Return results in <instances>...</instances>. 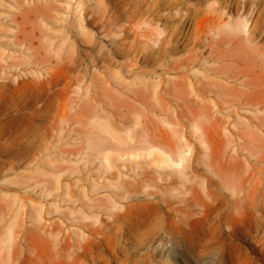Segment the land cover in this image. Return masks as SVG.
<instances>
[{
    "label": "bare ground",
    "instance_id": "obj_1",
    "mask_svg": "<svg viewBox=\"0 0 264 264\" xmlns=\"http://www.w3.org/2000/svg\"><path fill=\"white\" fill-rule=\"evenodd\" d=\"M208 1L213 3L201 8ZM80 3L74 15L79 26L95 23L100 31L114 28L120 33L109 42L108 55L66 56L57 71L11 73L0 85V91H10L17 103L12 119L25 112L31 116L18 122L8 137L23 143L16 148L18 153L39 146L35 143L39 139L28 140L21 131L34 116H42L49 127L61 131L73 115L83 127L84 144L76 153L87 158L78 168L59 166L58 174L41 173L35 185L19 186V195L0 204V264H79L90 243L113 253L122 238L131 245L139 240L132 254L139 247H151L153 258L169 257L166 264H203L202 255L192 253L198 242L206 254L220 256L222 248L212 233L235 218L247 202L255 208L264 204L261 49L244 50L250 34L244 17L241 21L227 17L224 0H134L132 4L96 0L91 9ZM247 6L243 0L241 9ZM164 9L173 12L163 16ZM130 33L133 39L128 42ZM109 54H122L127 62L114 65ZM32 59L41 64L50 61L46 57L37 61L36 55ZM209 61L224 62L210 67ZM103 62L117 70L103 67L105 76L96 78L91 72L92 87L77 86L89 68L93 71ZM18 66L9 64L6 69L16 72ZM199 69L211 78L198 76ZM175 73L179 74L175 80L169 78ZM185 78L188 94L180 86ZM73 92L78 96L71 98ZM168 100L174 105L169 106ZM230 125H237L242 145L254 149L251 159L245 155L240 161L232 155L239 145L232 153L211 150L222 132H230ZM188 127L198 144L188 136ZM197 145L202 150L193 157ZM15 165L0 162V173ZM153 196L158 199L155 204L149 202ZM65 203L73 207L72 214L90 220L75 233L83 243L77 242L78 254L70 260L69 229L51 219ZM23 219L29 221L28 229L22 226ZM196 219L204 225L199 240L189 228ZM159 233L167 240L164 248L153 246ZM166 249L178 257L165 254ZM129 264L146 263L134 259Z\"/></svg>",
    "mask_w": 264,
    "mask_h": 264
},
{
    "label": "rangeland",
    "instance_id": "obj_2",
    "mask_svg": "<svg viewBox=\"0 0 264 264\" xmlns=\"http://www.w3.org/2000/svg\"><path fill=\"white\" fill-rule=\"evenodd\" d=\"M79 1L0 0V85L7 81V77L11 73H14V76L29 72L43 75L45 71H57L61 67L62 60L65 61L66 56L81 55L82 53H88L92 57H97L100 53L108 55L107 53L110 50L109 42L118 39L120 33L114 28L100 31L95 23L79 26L74 16ZM95 1L81 0L80 4L82 7L91 9ZM133 1L130 0V4ZM197 1L186 0L188 3ZM246 1L248 2L247 9L242 10L240 6L243 0H224L229 7L227 17L237 19V21H241V17H244L246 28L250 29L249 40L245 42L244 50L250 52L258 48L261 49V82L264 83V0ZM212 3L213 1L205 2L201 8L205 9ZM172 12L173 10L164 9L160 13L166 16ZM226 18L224 21H226ZM159 22L162 24L165 21L161 19ZM119 23L128 24V22L126 23L123 20ZM132 37L133 35L130 33L126 38L127 41L132 40ZM182 54L183 51L177 53L176 56H182ZM33 55L37 56V61L44 57L49 58L50 61H46L43 64L34 63ZM107 58L114 65H122L127 62V59L122 54H109ZM223 62L209 61L207 65L214 67ZM9 64H18L17 71L14 72V69H12L8 72L6 65ZM114 65L109 66L107 62H103L95 66L93 71L89 68V73H87L84 82L77 86L82 88L86 86L92 87L94 81L90 82L89 80L91 72L94 73L96 78H100V76H105L103 67L115 71L117 68ZM198 72V76L204 74V77L211 78L210 75L202 73L200 69ZM178 75L175 73L169 75V78L175 80ZM124 77V81L131 82L130 77ZM157 78L155 76L154 80H157ZM188 78L192 77L189 75ZM188 78H185L184 85L183 83L180 84L185 94L189 93ZM75 85L73 88H77ZM77 96L75 92L70 93L71 98ZM261 96L264 97V93ZM166 102L169 106L174 105L172 101L168 100ZM16 104L10 91H0V144L3 145L0 146V162L16 164L13 169L7 170L3 168L0 173V204L2 205H5L11 197L20 194V190L17 189L19 186L24 184L35 185L34 182L41 173L58 174L59 166L71 168L76 166L78 168L87 159L84 156L79 157V154L76 153L84 144L82 139L83 127L77 123L73 115L69 117L72 120H69L68 126L65 125L64 130L61 131H59L57 126L49 127L42 116H34L31 124L24 126L21 131L28 140L39 139V142L34 140L39 146L38 148L35 146L27 147L24 151L18 153L16 148L23 143L11 141L8 137L15 133V126L18 122L26 121V119L30 120L31 116L25 112L24 116L12 119ZM199 107L200 105H197L195 108ZM261 117L264 118V108L261 109ZM81 119H83V116ZM115 123L117 122L115 121ZM236 128L237 125L234 127L230 125L229 133L225 134L222 132L219 141L213 143L211 150L214 153L218 150L232 153V149L239 145L237 153L232 155L240 161L245 155L251 159L250 150L254 149L249 145H242V139L238 136ZM187 130L189 132L188 136L192 140V135L194 134L191 133L192 130L189 127ZM238 132H240L239 129ZM32 133L34 134L31 135ZM261 141L264 142V134H261ZM194 143L198 144L196 141ZM263 148L264 146L261 147L262 150ZM201 150L199 145L195 146L192 149V156H200ZM261 171L264 175V167H262ZM217 192L220 193L219 191ZM21 194L24 193L21 192ZM3 197L6 199L4 200ZM33 198L35 202L38 201L36 196L33 195ZM141 202H145V200ZM149 202L155 204L158 199L153 196L150 197ZM73 210L70 204H61L56 210L58 213H55L56 215L51 218L64 226V230L69 229L67 240L72 243L73 247L70 246L66 249L68 260L73 255L78 254L76 252V247L79 245L77 242L81 240L75 233L82 230L81 224L90 222V220L86 221L82 217L72 214ZM21 224L26 229L30 227L27 219H23ZM203 227L204 225L197 219L190 221L191 235L196 240H199V234ZM215 231L214 234L212 233V238L222 248L220 256L217 255L215 258L212 254H206V251H202V243L200 242L192 250L193 254L202 255L203 264H218L219 262L222 264H264V204H260L259 207L255 208L247 202L246 205H243L239 214H236L235 218L229 219L227 223L221 225L219 230L216 229ZM125 241L123 238L118 240L113 253L103 245L95 246L94 243H90L88 247L86 246V253L79 256V264H129L134 259L145 261L146 264H166L170 260L168 259L169 257H165L168 259L167 261H165L166 259L153 258L151 247L148 250L144 246L139 247L140 251L132 254V246L138 245L139 240H135L132 245L130 242ZM81 242L83 243V241ZM166 243L167 240L159 233L153 246L164 248ZM21 247L24 248V244ZM165 254L178 257L177 254L167 251V249Z\"/></svg>",
    "mask_w": 264,
    "mask_h": 264
}]
</instances>
